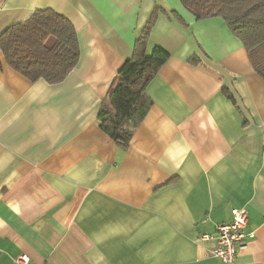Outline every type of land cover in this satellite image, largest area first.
Listing matches in <instances>:
<instances>
[{
	"label": "crops",
	"instance_id": "crops-1",
	"mask_svg": "<svg viewBox=\"0 0 264 264\" xmlns=\"http://www.w3.org/2000/svg\"><path fill=\"white\" fill-rule=\"evenodd\" d=\"M47 8L81 59L33 82L0 49V264H225L195 238L239 207L255 236L234 264H264V80L242 41L180 0H0V35ZM155 8L148 53L171 56L123 151L98 113Z\"/></svg>",
	"mask_w": 264,
	"mask_h": 264
},
{
	"label": "trees",
	"instance_id": "trees-1",
	"mask_svg": "<svg viewBox=\"0 0 264 264\" xmlns=\"http://www.w3.org/2000/svg\"><path fill=\"white\" fill-rule=\"evenodd\" d=\"M180 1L198 21L222 18L242 41L253 68L264 80V0ZM161 11L155 8L151 14L98 113L99 126L123 151L128 149L136 128L152 106L147 87L171 56L161 46L148 53L151 31ZM0 49L6 63L33 82L44 79L51 84L60 83L81 59L75 26L51 8L38 9L28 19L8 27L0 35ZM190 60L197 62L196 57Z\"/></svg>",
	"mask_w": 264,
	"mask_h": 264
},
{
	"label": "built area",
	"instance_id": "built-area-1",
	"mask_svg": "<svg viewBox=\"0 0 264 264\" xmlns=\"http://www.w3.org/2000/svg\"><path fill=\"white\" fill-rule=\"evenodd\" d=\"M248 211L244 207L232 210V219L220 223L212 233H201L196 242L210 241L214 246L210 250L211 256L225 264H234L239 253L248 246V239L255 236L254 231H247ZM13 264H31L28 255L18 256Z\"/></svg>",
	"mask_w": 264,
	"mask_h": 264
}]
</instances>
